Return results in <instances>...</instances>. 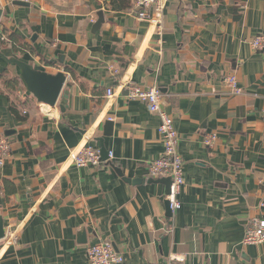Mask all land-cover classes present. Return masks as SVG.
<instances>
[{
    "label": "crops",
    "instance_id": "crops-1",
    "mask_svg": "<svg viewBox=\"0 0 264 264\" xmlns=\"http://www.w3.org/2000/svg\"><path fill=\"white\" fill-rule=\"evenodd\" d=\"M0 11V34L28 47L0 39V72L19 80L0 82V264H88L87 246L103 240L121 264H264V243H242L249 220L264 219V50L250 45L264 36V0H165L144 20L133 0H0ZM11 56L66 74L64 111L27 93ZM230 73L238 95L222 84ZM132 85L159 87L178 133L184 185L171 215L148 173L159 119L126 98ZM97 138L111 158L77 166Z\"/></svg>",
    "mask_w": 264,
    "mask_h": 264
},
{
    "label": "built area",
    "instance_id": "built-area-1",
    "mask_svg": "<svg viewBox=\"0 0 264 264\" xmlns=\"http://www.w3.org/2000/svg\"><path fill=\"white\" fill-rule=\"evenodd\" d=\"M21 2H30V0H13ZM165 6V0H133V11L138 19H152L153 15L161 14ZM154 12V13H153ZM156 13V14H155ZM156 34L161 35L162 25L160 18L155 25ZM1 40H6V36L0 34ZM160 40V39H159ZM250 45L255 50H264V36L259 34L250 39ZM114 72H118L114 69ZM222 84L231 95H238L242 88L238 84L235 74H228L222 78ZM112 90L107 89V95H111ZM126 98L130 100H139L146 105L147 110L156 114L159 119L157 128L162 142V151L158 157L150 161L148 173L151 177H169L171 184L166 200L169 209L173 213L181 206L179 195L184 185L183 161L178 152V133L174 126V120L161 105L162 93L157 85L147 88L132 85L128 88ZM215 135H206L204 143L209 145L214 140ZM10 143L6 137H0V166L9 153ZM111 158V154L108 153ZM102 162L100 149L96 146L86 145L82 147L74 157V163L77 166H97ZM243 244H260L264 243V219L253 217L249 220L244 236ZM86 259L88 264H121L124 257L116 252L112 243L108 240L99 241L95 244L88 245L86 248Z\"/></svg>",
    "mask_w": 264,
    "mask_h": 264
},
{
    "label": "water",
    "instance_id": "water-1",
    "mask_svg": "<svg viewBox=\"0 0 264 264\" xmlns=\"http://www.w3.org/2000/svg\"><path fill=\"white\" fill-rule=\"evenodd\" d=\"M15 4L18 5H27V2L15 1ZM1 13V11H0ZM104 20L102 12H98L97 20L92 26V31H96ZM5 60L17 67L19 77L26 88L28 94L32 95L38 102L44 103L51 107H54L58 104L61 111H64L65 107L62 103L66 102L68 95V90H63L66 74L63 71H58L54 74L48 73L46 71L35 68L34 64L31 61H26L19 59L18 57L11 56L6 57ZM60 101V103H58ZM109 127L111 125L108 122ZM15 129H9L5 126L4 136H10L14 134ZM110 132V130H109ZM97 146L100 149L101 159L106 160L108 158V151L104 147L101 138H97ZM119 173L120 170L117 169ZM159 181L165 185V194L169 193V188L171 184V179L169 177L160 178ZM166 207L169 215L171 211L169 209L168 201L166 200ZM6 235V230L4 227L3 216L0 213V240L3 239ZM84 240V239H83ZM84 242V241H83Z\"/></svg>",
    "mask_w": 264,
    "mask_h": 264
},
{
    "label": "trees",
    "instance_id": "trees-1",
    "mask_svg": "<svg viewBox=\"0 0 264 264\" xmlns=\"http://www.w3.org/2000/svg\"><path fill=\"white\" fill-rule=\"evenodd\" d=\"M9 39V41H11V45H12V48L13 50L15 51H19V52H24V50H27L28 47H25V43L23 42L22 39H20V37L18 35H15L13 33L9 34L8 37H6ZM5 41H3L4 43ZM6 70L0 72V82L9 90H15L17 87H18V84H19V80L15 77H7L6 76ZM10 108L12 110V112L17 116L19 117L20 119H22L23 117H20L19 116V113L15 107V105L12 103L10 105ZM0 180L3 182L4 184V188H5V185L7 184V180L6 179H1L0 177ZM5 192H7V190L5 189L4 190Z\"/></svg>",
    "mask_w": 264,
    "mask_h": 264
}]
</instances>
